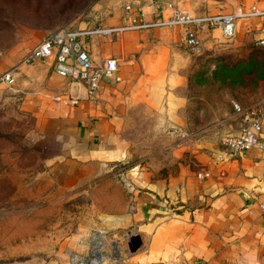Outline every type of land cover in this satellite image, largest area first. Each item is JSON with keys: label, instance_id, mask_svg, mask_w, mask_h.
<instances>
[{"label": "crops", "instance_id": "1", "mask_svg": "<svg viewBox=\"0 0 264 264\" xmlns=\"http://www.w3.org/2000/svg\"><path fill=\"white\" fill-rule=\"evenodd\" d=\"M252 6L264 10V0H98L93 21L78 29L66 27L89 32L83 42L92 60L117 62V70L100 80L94 98L87 97L83 83L58 76L53 57L24 62L41 39L0 62V74L19 65L9 90L20 92L32 85L23 108L37 118L40 149L58 168L114 166L133 155L135 124L157 127L156 136L165 141L160 152L165 150L161 156L167 163L162 167L177 162L179 169L163 179L148 174L139 179L137 184L147 191L126 222L134 225L146 249L130 258V264H264V216L258 208L264 204V154L254 149L233 153L221 144L220 132L233 134L240 126L235 112L213 138H184L190 121L191 58L181 42V29L129 28L135 22L157 24L171 9L200 18L237 8L248 12ZM262 25L261 17L237 21L234 38L222 46L215 43L219 30L202 35L197 54L254 45ZM71 99L78 104L67 103ZM261 123L264 129V117ZM142 155L150 156L146 151ZM203 171L209 177L197 179ZM174 204L182 212L167 210Z\"/></svg>", "mask_w": 264, "mask_h": 264}, {"label": "rangeland", "instance_id": "2", "mask_svg": "<svg viewBox=\"0 0 264 264\" xmlns=\"http://www.w3.org/2000/svg\"><path fill=\"white\" fill-rule=\"evenodd\" d=\"M97 1L0 0V62L4 55L21 53L57 29L85 27L83 22L94 20ZM189 53L190 121L184 138H213L234 114L235 105L264 109V47ZM18 66L7 71L15 75ZM24 87L14 92L0 84V264H130V258L146 249L134 225L126 222L147 191L137 184L139 179L143 181V174L163 179L179 169L177 162L172 168L162 167L167 163L161 156L165 150L160 152L165 141L156 136L157 127L135 124L133 155L114 166L58 168L40 149L37 118L23 108L32 85ZM143 151L150 156H143ZM178 206L167 210L179 214ZM133 236L139 237L141 246L130 253L128 241Z\"/></svg>", "mask_w": 264, "mask_h": 264}, {"label": "built area", "instance_id": "3", "mask_svg": "<svg viewBox=\"0 0 264 264\" xmlns=\"http://www.w3.org/2000/svg\"><path fill=\"white\" fill-rule=\"evenodd\" d=\"M250 17L263 18V25L254 45L264 47V10H260L256 6H252L248 12L237 8L229 14L208 15L200 18L171 9L169 16L157 24L147 25L135 22L129 28L178 27L181 29L183 46L189 52L197 53L202 49V35L219 30L220 36L215 39V43L217 46L225 45L234 38L237 21ZM88 34L89 32H74L60 28L44 36L25 57L24 62L46 61L53 57L54 72L61 78L83 83L86 86L87 97L94 98L99 89L100 80L117 70V62L109 59L103 62L101 67H94L92 58L85 50L83 42L84 37ZM13 82V71L9 70L0 74V84L10 87ZM67 103L77 105L78 101L71 99ZM234 111L241 118L240 126L235 133L225 135L221 139V144L233 153L254 149L264 154V129L261 123L264 110L243 109L235 105ZM196 177L203 180L209 177V173L199 172ZM258 208L264 216V204H259ZM76 264L82 263L77 261Z\"/></svg>", "mask_w": 264, "mask_h": 264}, {"label": "water", "instance_id": "4", "mask_svg": "<svg viewBox=\"0 0 264 264\" xmlns=\"http://www.w3.org/2000/svg\"><path fill=\"white\" fill-rule=\"evenodd\" d=\"M141 246V241L139 237L133 236L129 238L128 248L130 253H134Z\"/></svg>", "mask_w": 264, "mask_h": 264}, {"label": "trees", "instance_id": "5", "mask_svg": "<svg viewBox=\"0 0 264 264\" xmlns=\"http://www.w3.org/2000/svg\"><path fill=\"white\" fill-rule=\"evenodd\" d=\"M58 30V29H57ZM56 31V30H55ZM54 32V31H53ZM253 46H255V45H253ZM255 47H257V46H255Z\"/></svg>", "mask_w": 264, "mask_h": 264}]
</instances>
